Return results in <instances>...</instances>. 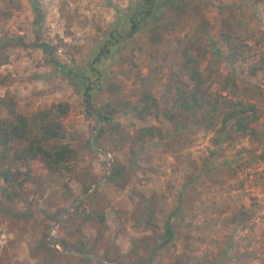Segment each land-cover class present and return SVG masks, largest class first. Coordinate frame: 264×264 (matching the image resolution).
<instances>
[{"label":"rangeland","instance_id":"1","mask_svg":"<svg viewBox=\"0 0 264 264\" xmlns=\"http://www.w3.org/2000/svg\"><path fill=\"white\" fill-rule=\"evenodd\" d=\"M143 1L36 0L34 6L32 0H0L2 30L16 43L6 50L9 62L0 65V76L7 79L6 85L0 83V94L9 89L17 95L19 109L27 115L52 103H70L62 141L75 149L73 165L82 180L70 182L79 198L75 203H63L58 190L45 191L40 184H30L23 200L0 196V264H123L139 255L151 257L152 264L176 258L180 264H264V115L259 135L250 137L230 128L219 131V125L208 128L186 116L141 120L135 109L144 91L157 97L161 110L173 104V73L181 70L183 49L191 42L202 53V69L217 79L214 89L220 90L228 72V47L221 33L242 32L256 44L264 36V0H187L185 11L170 8L172 0H160L155 14L131 37L90 65L122 21L119 11L130 15ZM157 22L165 23L167 31L155 44L146 29ZM41 43L50 48L44 50ZM51 54L69 67L95 66L90 111L85 86L59 70ZM263 59L264 43L255 45L252 61ZM238 77L264 111V74ZM109 123H121L122 132L105 130L99 145L96 135ZM150 125L160 134L138 146L135 135ZM115 162L126 171L111 184L106 175ZM89 178L97 181L92 186L99 194L95 204L107 217L106 225L96 222L87 229L91 261L57 244L59 221L52 223L47 242L63 255L52 257L39 246L45 227L57 209L73 210L89 193L83 188ZM142 194H155L156 228L136 218ZM62 214L59 220L67 216ZM167 226L173 235L162 245Z\"/></svg>","mask_w":264,"mask_h":264},{"label":"trees","instance_id":"2","mask_svg":"<svg viewBox=\"0 0 264 264\" xmlns=\"http://www.w3.org/2000/svg\"><path fill=\"white\" fill-rule=\"evenodd\" d=\"M36 6V0H32ZM160 0H144L136 6L130 15L119 11L122 21L117 27L112 29L111 34L106 37V42L98 48L97 54L90 63H100L107 53H111L112 46L125 41L131 37L141 26L143 20L155 14V8ZM188 6L187 0H172L170 8L178 11H185ZM163 28V29H162ZM3 29V23H0ZM6 30H9L8 28ZM3 31V30H2ZM150 40L161 43L166 38L167 25L159 22L151 24L146 29ZM225 38L228 52L225 55L228 72L220 80L221 89L215 90L214 84L217 82L212 72L202 69V53L195 48L193 42L183 49V61L181 70L174 72L173 88L175 99L170 107L161 110L157 97L150 91H144L140 97V106L135 107L137 116L141 120L149 117L159 118L162 114L167 120L180 119L184 116L192 117L194 120L210 128L219 125V131L227 128L236 133L257 137L260 133L261 118L264 111L260 109L252 99L251 89L243 84L238 74L248 73L251 76L264 74V59L252 61L255 45L264 43V36L258 38L256 44L250 43L249 37L242 32H222ZM22 41V38L20 37ZM114 40V41H113ZM15 39L3 31L0 36V65L9 62L6 50L15 46ZM44 50L50 48L48 43H41ZM58 47L52 48L56 52ZM54 54V53H52ZM51 54V62L58 66L63 73L76 78L84 89L87 109L92 106V96L94 82L90 78V73L95 70L88 67H69L59 61ZM185 76V77H183ZM6 77L0 76V83L6 85ZM229 90L233 95L224 94ZM71 110V105L67 101L52 103L48 106L39 107L32 115H27L20 111L17 95L9 89L4 95L0 94V196L6 201L23 200L28 194L30 184H40L46 191L55 189L62 196V202L68 203L78 201L75 196L71 181L80 178V173L73 165L75 149L67 142V128L64 121L65 116ZM101 115V113H99ZM102 121L110 120L108 115H102ZM110 124V123H109ZM123 125L121 123L110 124L109 127H102L96 135L97 143L104 135V131L110 133H121ZM160 134V129L155 125L141 128L135 135L138 146H143L148 137H155ZM136 152L137 148H133ZM126 167L115 162L109 173L106 175L107 181L117 184L125 175ZM89 174V173H86ZM95 178H89L84 182V192L88 193L71 210L68 215L59 220L66 209L59 208L51 217L43 233V242L39 245L44 251L52 256L63 255L59 247H54L47 242L49 230L53 222L59 221L57 227V244L67 251L79 252V258L91 261L89 254H92L87 243V229L94 223L106 225L107 217L103 210H99L95 204L98 199V192L92 190L96 183ZM157 199L155 194L149 196L141 195L138 200L136 218L143 221L147 228H156L157 225ZM167 239L162 245L167 244L173 235L171 227L167 226ZM111 262L118 259L108 258ZM123 264H152L151 257L139 255L137 258H127L121 261ZM169 264H180L176 258Z\"/></svg>","mask_w":264,"mask_h":264},{"label":"water","instance_id":"3","mask_svg":"<svg viewBox=\"0 0 264 264\" xmlns=\"http://www.w3.org/2000/svg\"><path fill=\"white\" fill-rule=\"evenodd\" d=\"M92 142H93V144H95V142H94V138H92ZM104 155H105V156H108L109 154H108V153H104ZM70 210H71V209H67V210L62 214V216H63V217L66 216L67 213H68Z\"/></svg>","mask_w":264,"mask_h":264}]
</instances>
